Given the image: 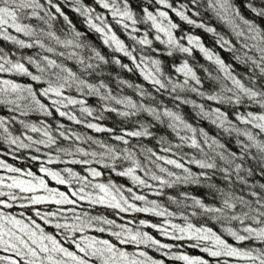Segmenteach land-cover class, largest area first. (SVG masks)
<instances>
[{
  "label": "snow or ice",
  "instance_id": "snow-or-ice-1",
  "mask_svg": "<svg viewBox=\"0 0 264 264\" xmlns=\"http://www.w3.org/2000/svg\"><path fill=\"white\" fill-rule=\"evenodd\" d=\"M77 6L74 9L82 17L87 27L98 33L102 39V43L106 46V49H112L113 53L122 54L117 58L112 56L107 57L102 54L101 51H97L95 48H90L84 43L83 34L77 31L69 19V16L62 10V8L53 2V0H47V4L54 9L55 13L59 17H62L67 22L70 32L65 35L64 39H61L52 31L45 32L41 29L39 32L34 30L30 25L21 23L22 20L30 17H35L42 20L45 24H49L51 20L57 18L49 11H45V6L41 3V0H0V41H11L20 48L31 49L35 45H39L41 48H45V44L42 42L41 37H45L50 41H54L56 45H62L65 48H72L76 50H87L89 55L85 58L79 54V51H73L68 53L69 59H76L78 64L83 66L81 75L85 72L89 75H98V69H102L103 66L118 65L121 69H126L128 73L139 71V75L143 77V80L148 81L151 87L156 89L157 93L162 91H169L172 96L171 102L176 104V108L179 109L181 105L191 104L194 108L199 110V115L205 118L216 127L222 129L225 133L231 135L235 133L240 153L239 158L243 160L247 156L251 149H255L256 153L253 158L258 159L260 164L264 166V140H258L257 135H254L252 131L247 128L241 129L233 124L232 111L222 110V105H243L246 102L253 103L258 106V112L247 111L246 114L236 112L235 120L242 124L250 125L252 128L257 129L258 133H264V85L259 84V80H264V24L258 23V21H264V0H244V7L253 14V20L246 18L240 11L239 6L234 0H206L207 8L215 14V16L224 21L231 28L235 37L239 41V45L233 43V41L226 39L224 36L216 32L214 27H208L203 22H197L186 14L185 9H188V4L181 3L179 7L174 6L169 0H147L148 6H144L141 2L137 6L139 12L134 10L132 0H92L93 4H97L102 9L108 10L111 15L114 24L108 22L105 16L96 13V9L91 5L85 6L80 4V0H72ZM200 0H189V3L193 6H198ZM156 5L162 6L164 9H170L176 17H179L180 21L186 22L188 25H193L196 28L204 29L208 33H214L217 35V43L221 49L226 50L232 54V58L241 65L250 66L251 75L247 82L242 78H238L234 74V66L228 63L221 55L212 51L204 46L199 36L195 35H183L174 34V30H178L182 33V26L178 23H174L173 19L169 16V12L161 10V7H155L154 11L149 10V6ZM43 11L44 15L41 16L40 12ZM191 11V9H189ZM193 16H199L200 12L197 9L192 12ZM166 21V23H165ZM155 29L158 33L155 36V40L159 41L160 45L167 46L166 57H172L174 52L187 54L191 56L194 49H199L206 60L210 61L216 66V69L222 75L213 76L211 72L204 69L208 73L207 79L212 83L210 89H205L204 79L197 75V70L194 66L190 65L189 61L185 59L179 66L175 64L170 65L169 68H174L175 73L182 74L183 81L175 82L171 78V73L165 74L166 70H162L161 59L152 58L151 55H144L141 53L139 57L134 55L136 48L131 45H127L125 40L121 39L117 35V31L123 28L127 31V37L134 44L140 46H149L150 52L155 55L161 51L159 46L153 48V40L149 39V32H145L142 38H138L140 29L137 27L138 23L148 24ZM49 27L51 25L49 24ZM116 28V31L113 29ZM9 29H14L17 33H23L25 36L35 37L33 43H25L24 40L18 39L9 33ZM130 29V31H128ZM163 34L166 39H161ZM186 38L187 45L185 46L182 41ZM46 51L49 53L55 52V48L48 46ZM64 52H60L59 56H64ZM127 58L129 63H125L124 59ZM28 63L35 65L36 69L41 75H33L31 71L23 63L19 61L13 62L8 58V55L4 52L3 47H0V73H17L20 75L30 76L32 81H41L44 75L47 73V87H44L39 91L40 97H50L54 95L58 99L51 101L52 106H55V111L60 117H67L69 121H75L77 124L83 123L82 120L77 119L75 115L66 111H61L60 106L67 107L68 105H80L81 114H87V116L93 115V109L86 107L87 101L84 99H74L63 94L65 88H72L75 86L78 91L87 90V95L90 98L100 97L101 100L115 101L116 104H123L126 108L132 111L119 112L118 115L123 117L135 116L140 112H147L155 121L164 123L162 118H167V127L171 128L179 137L182 144H188L203 152L201 144L198 143L196 136L199 134L204 138V143L208 144L211 149V153H204L205 159L193 160L191 162L197 164L200 169H216V159L219 158L226 165L231 166L237 159V152L231 151L225 154L224 151L217 152L216 148L224 149L225 145L220 144L216 139L212 138L208 132H205L203 128L197 129L189 123L186 118L178 110H173L169 107H163L162 111H159L157 107L146 106L144 103H136L133 100L125 97L118 99L111 92L101 96L100 89L106 88L107 85L101 82L99 86L93 83H88L85 79L81 78V75H77L76 71L71 68L65 67L62 63H57L55 59H49L48 56H43L41 61L44 66H41V62H37L31 56L27 57ZM91 61V62H89ZM247 70V69H246ZM120 84H126L128 87H135L140 97L145 95L151 96V93H146L141 85L129 84L127 80H120ZM194 82V83H193ZM218 89V90H217ZM194 93L199 97L204 98L206 101H215L217 107L208 106V110H205L204 104H197L195 100L187 99L183 97L181 93ZM174 94V95H173ZM152 102H155V97H151ZM65 101L67 103L65 104ZM0 105L9 106V110L18 111L22 115H27L29 111H39L46 116H51L52 112L49 111V107L45 103L41 102V99L37 98V92L33 90L31 85H23L15 83L12 80H0ZM109 112H116L115 108H106ZM15 120V117H12ZM102 119V117H97ZM24 129L31 132L42 133L47 139H41L33 141L31 136H27L26 139L32 141L31 144L24 143L20 136L12 137L8 132V121L0 117V129H3L5 133H8L7 137H3L9 144L17 145L20 148H30L32 144H44L53 145L57 143L56 138L51 135L49 126L44 125L41 121L42 127H37L35 124H28L24 121H20ZM87 128L94 129L96 132H109L112 133L115 130L112 128L101 127L96 123H87ZM59 128H64L63 124L59 125ZM181 132L191 133V135H181ZM60 137L65 140L69 139L65 135V131L59 133ZM151 132L149 127L140 124L138 130H124L123 135L114 136L115 140L122 141L124 144H128L129 141L125 137H145L150 136ZM239 137H246L247 142L239 139ZM76 140L82 139L80 136H75ZM91 140V137H87ZM210 141V143H209ZM161 143L166 144L163 138ZM100 144L102 148H106L105 152H84L82 148H77L76 151L82 153L84 156H91L97 164L104 163L105 158L108 160L116 161L119 158V154L110 146L102 144L100 141H95ZM176 148H180L181 145H176ZM171 146H167L163 149L164 152H170ZM39 151V149H37ZM58 151L64 152L66 155H72L67 149H58ZM150 156L155 157L152 163L155 167L159 168L161 173H167L168 177H175L174 180H166L161 176L151 173V179L159 181L161 185H167L171 187L175 183H199L200 178L206 176L207 173L202 171L199 176H194L189 168L185 167L184 163L179 162L177 159L166 158L162 155H157L152 149L146 150ZM126 154L123 156L124 160L132 161L134 167H127L123 171H119L117 174L121 177H130L131 180L138 185L146 188H151V185L145 179L136 175V168L140 167V164L134 159V153L125 150ZM97 157H99L97 159ZM33 160L37 157L33 156ZM157 161H164L167 165H173L176 169H181L185 175H176L175 173L168 171L167 168L161 167ZM77 164L88 165L92 163L91 160L84 159L82 161H72ZM106 168L111 171H116L113 165L105 164ZM0 168L7 169L8 172L17 173L18 175L3 177L0 176V197H7V199H0V206L4 208H11L12 203L9 201H16L17 199H27L30 204H41L47 201L54 202L57 205H76L77 200H87L93 205H106L109 208L117 209L120 212H127L129 210L135 212H151L156 216L173 215L163 210H157L159 205L154 200H148L144 195H137L132 188H128L127 192L130 194V198L135 201H144L147 206L140 208L133 203H129V200L125 198L123 191L120 187L111 182L108 183H92L88 177H100L101 171H98L95 167L88 168V176H81L73 172L71 168H66L64 171L68 174L69 178H74L82 186L71 193L72 197L77 199H70L65 192L58 191L54 188H49L43 177L34 175L33 172H24L20 168L12 167L6 164L3 160H0ZM241 164L235 165V170L239 172ZM225 174V180H227L229 167L220 169ZM40 171L50 176L57 184L64 185L69 183L68 179H65L60 172L52 171L49 168L43 166L40 167ZM145 175H149L146 171ZM27 177V178H22ZM10 181V182H6ZM264 188V185H261ZM7 188L8 191L3 189ZM43 190L47 195L45 196H18L13 190H19L20 193H35L38 190ZM85 189H92V191H85ZM95 193V194H93ZM160 193L158 192L157 195ZM253 197L257 199L253 203L244 200L243 197H229L225 196L223 199L222 207L211 208L205 207L201 200L192 197L193 202L199 205L205 212L220 213L224 216L226 210L235 207L236 203L243 204L247 207V211H243L241 215L225 216V219L230 221H238L242 225L241 231L228 228L227 232L237 242L247 241H260L264 244V196H258L256 192H252ZM23 206V205H22ZM69 212L75 217L74 223H56V229H63L66 233H83L86 229L93 226V222L103 223L106 225H115V221L104 219L98 216H90L84 213L82 217L76 215L75 208L68 209ZM61 210L57 209L56 212L48 213L41 218L48 222V217H55ZM37 216L41 213L37 211ZM144 220L140 221L143 225ZM120 227V231L113 232L121 244L133 243L144 244L150 242L153 245H159L160 248H168L169 245L160 244L158 240L153 239L148 233H141L139 231L134 232L130 228H126L123 225H117ZM153 228H159L158 225L153 224ZM171 227L181 233L180 236H175V239H182L184 235L189 236L197 241H210V246H206L202 249L208 253L210 257H230L237 258L242 261L243 264H264V248H241L234 246L232 243H228L225 239H222L220 235H217L211 228L194 227L192 224H187L186 227H180L173 224ZM163 234L167 235L166 229H160ZM98 231L104 232V228H99ZM19 233V234H18ZM71 244H74L79 253L70 251L67 247H64L57 239L51 235H46L44 230L35 221L30 224L24 223L23 220L17 219L14 216L8 215L0 211V251L7 253V255H0V264H94L92 258L98 259L100 264H144V261L137 259L136 254L122 251L116 247L114 243H110L106 239H97L95 237L81 236L80 239L70 238ZM144 252H139V257H144ZM183 260L185 264H209L207 260H203L199 257H190L187 255H181L176 257ZM150 259V258H149ZM157 264V262H152ZM162 264V262H160ZM223 264H228V261H223Z\"/></svg>",
  "mask_w": 264,
  "mask_h": 264
},
{
  "label": "trees",
  "instance_id": "trees-1",
  "mask_svg": "<svg viewBox=\"0 0 264 264\" xmlns=\"http://www.w3.org/2000/svg\"><path fill=\"white\" fill-rule=\"evenodd\" d=\"M54 3L58 4L63 11L69 16L72 21L73 26L77 31L83 34L84 43L90 48H95L97 51H101L107 57L111 58L115 56L117 58L121 57L120 53H113L112 49H106L103 45L102 39L98 33L89 29L84 22V17H82L74 9L76 4L72 0H53ZM144 6H148L147 0H132L134 10L139 12L140 3ZM174 6L179 7L181 3L188 4V9H185L186 14H188L192 19L196 20L198 23L203 22L208 27H214L216 32L224 36L226 39L233 41L239 45V41L235 37L229 25L224 21L218 19L213 12H211L206 5V0H200L198 6H193L189 3V0H169ZM234 2L239 6L242 14L250 19H255L253 14L249 12L244 7V0H234ZM259 2V0H257ZM41 3L45 6V11L51 12L56 15L55 20H51L49 24H45L42 20L30 17L24 19L21 23L30 25L34 30L39 32L43 29L45 32L52 31L61 39L65 38V35L70 32L68 24L59 17L48 4L47 0H41ZM80 4L85 6L91 5L96 9L97 14L105 16L109 23L114 24L108 10L102 9L97 4H93L92 0H80ZM155 7H161V10L169 12V16L173 19L174 23H178L182 26V33L178 30H174V34L185 35H195L201 38L202 43L205 47L211 49L212 51L221 55L225 58L228 63L233 64L234 74L238 78H242L243 81L247 82L249 76L251 75L250 66L241 65L232 58V54L228 53L226 50L221 49L217 43V35L214 33H208L204 29L196 28L193 25H188L184 21H180L179 17H176L170 9H164L162 6L152 5L149 6V10L154 11ZM191 9V11H189ZM199 10V16H193L192 12ZM155 14V11H154ZM40 15L43 16L44 12L41 11ZM150 23L142 24L138 23L137 27L140 29L138 33V38H142L145 32H149V39L153 40V45L151 47L155 48L159 46L161 51L153 55L149 46H140L134 44L127 37V31L120 28L117 31V35L125 40L127 45H131L136 48L134 55H139L143 53L144 55H151L152 58L161 59L162 70H166L165 74L171 73V78L175 82L182 83V74L175 73L174 68H169L170 65L175 64L179 66L185 59H187L190 65L194 66L197 70V75L204 79L205 89H210L212 83L207 79L208 73L204 71L207 69L212 73L213 76L222 75L216 69V66L210 61L206 60L203 53L199 49H194L191 56L184 53L174 52L172 57H166L167 46L160 45L159 41L155 40V36L158 34L155 29L150 27ZM166 23V21H165ZM258 23L264 24V21H258ZM116 31V28L113 29ZM130 31V29L128 30ZM9 33L16 36L18 39H22L25 43H33L35 37L25 36L23 33H17L14 29H9ZM161 35V39H166V37ZM42 42L45 44V48H41L38 44L33 48H20L19 45L14 44L11 41H0V47H3L4 52L8 55L9 59L13 62L19 61L23 63L25 67L32 72L33 75H41V73L36 69L35 65L29 64L27 57L31 56L37 62H41V66L44 63L41 61L43 56H48L49 59H55L57 63H62L65 67L71 68L73 71L77 72V75H81L83 66L79 65L76 59H69L68 53L73 51H79V54L83 57H87L89 52L87 50H76L72 48H65L62 45H56L54 41H50L45 37H41ZM185 46L187 45L186 38L182 41ZM48 46L55 48V52L49 53L46 51ZM60 52H64V56H59ZM91 62V61H89ZM125 63L130 61L127 58L124 59ZM130 66H132L130 64ZM247 69V70H246ZM98 75H89L84 73L81 75L82 79H85L88 83H93L99 86L101 82H104L107 87L100 89L101 96L108 92L115 95L118 99H123L125 97L133 100L136 103H144L146 106L157 107L159 111L163 110V107H169L173 110H178L186 118V120L193 125V127L200 129L203 128L205 132L216 139L220 144H224L225 148H216L217 152L224 151L225 154L231 151L237 152V159L233 162L231 166L226 165L219 158L216 159L217 168L216 169H206L202 170L199 166L191 161L205 159L204 153H211V149L208 144H205L204 138L197 134L196 139L198 143L201 144L203 152L190 146V141L188 144H182L176 133L167 127V118H162L164 123L155 121L147 112H140L135 116L123 117L118 115L119 112L132 111L126 108L123 104H116L115 101L111 100H101L100 97L90 98L87 95V90L81 92L78 91L75 86L72 88H65L63 94L74 99H84L87 101L86 107H91L93 109V115L87 116V114H81L80 105H68L67 107L60 106L61 111L69 112L75 115L77 119L83 121L81 124H77L75 121H69L67 117H60L55 111V106H52L51 101L53 99H58L54 95L50 97H40L39 91L44 87H47V73L44 75L41 81H32L30 76L20 75L17 73H0V80H12L15 83L23 85H31L33 90L37 92V98L41 99L42 103H45L49 107V111L52 112L51 116H46L39 111H29L27 115H22L18 111L9 110V106L0 105V117L5 118L8 121L6 125L8 127V132L11 133L12 137L20 136L21 140L26 144H31L32 141L26 139L27 136H31L33 141H38L41 139H47L42 133L31 132L30 130L24 129L20 121H24L28 124H35L37 127H42L41 121L44 125L49 126V131L53 135L57 143L53 145L44 144H32L30 148H20L17 145L9 144L3 137H7L8 133H5L3 129H0V160H3L6 164L11 165L15 168H20L22 171H31L34 175L43 177L48 184L49 188H54L58 191L65 192L70 199H77L72 197L71 193L79 189L82 185L76 181L74 178H69L68 174L64 171L66 168H71L73 172L81 176H88L87 169L95 167L98 171L102 172L100 177H88L92 183H108L117 185L123 191L125 198L129 200V203L135 204L137 207L143 208L147 206L144 201H135L130 198V194L127 192L128 188H132L137 195H144L148 200H154L157 205H159V210L166 211L167 213H172L173 215L156 216L151 212H135L129 210L127 212H120L117 209H112L106 205H93L87 200H77L76 205H57L54 202L47 201L41 204H30L27 199H17L16 201H9L12 203L11 208H4L0 206V211L14 216L17 219H21L24 223L30 224L35 221L44 230L46 235H51L57 239L64 247H67L70 251L77 252L78 255H83L79 253L74 244H71L70 239H66L68 236L74 239H80L81 236L95 237L97 239H106L110 243H114L116 247L120 248L122 251L136 254V258L144 261V264H152V262H157V264H185L183 260L177 259L176 257L181 255H187L190 257H199L203 260H207L209 264H223V261L227 260L228 264H243L237 258L230 257H210L207 252L202 251L206 246H210V241H197L189 236L184 235L182 239H175V236L182 235L178 231L174 230L171 225L176 224L180 227H186L187 224H192L194 227H204L211 228L213 232L220 235L222 239H225L228 243H232L234 246L241 248H264V244L260 241H247V242H237L230 236L227 232L228 228L233 230L241 231L242 225L238 221H230L225 219V216L231 215H241L243 211H247V207L243 204L236 203L235 207L226 210L224 216L220 213L205 212L199 205L193 202L192 197L201 200L205 207L217 208L222 207L223 199L225 196L229 197H243L244 200L253 203L257 197L251 195L252 192H256L258 196H264V166H262L258 159L253 158L256 150L253 148L250 150L249 154L245 156L243 160L239 158L240 153L238 150V145L236 144L237 136L235 133L229 135L225 133L222 129L216 127L211 123V121L202 118L199 115V110L194 108L191 104L181 105L179 109L176 108V104L171 102L172 96L169 91H162L157 93L156 89L151 87L148 81L143 80V77L139 75V71L128 73L126 69H121L118 65H108L103 66L102 69H98ZM120 80H127L129 84L136 85L139 84L145 90L146 93H151V96L145 95L140 97L138 91L135 87H128L126 84H120ZM194 83V82H193ZM260 85H264V80H259ZM218 90V89H217ZM174 95V94H173ZM183 97L190 100H195L197 104H204L206 106L205 110H208V106L217 107L218 105L215 101H206L204 98L197 96L194 93H181ZM154 96L155 102H152L151 97ZM67 101H65V104ZM222 110L232 111V116L230 117L237 127L241 129L247 128L252 131L254 135H257L258 140H264V133H258L257 129L252 128L250 125H245L235 120L236 112L241 114H246L247 111L258 112V106L246 102L243 105H227L221 106ZM106 108H115L116 112H109L105 110ZM102 117V119H97V117ZM12 117L16 119L13 120ZM96 123L101 127L112 128L115 131L109 132H96L94 129L87 128V123ZM63 124L64 128H59V125ZM144 124L149 127L151 132L150 136L145 137H125L129 141L128 144H124L122 141L114 139L116 135H123L124 130H138L139 125ZM65 131V135L69 139L65 140L60 137L59 133ZM181 135H191V133L181 132ZM75 136H80L82 139L76 140ZM87 137H91L88 140ZM161 138L167 141L166 144L161 143ZM239 139L247 142L246 137H239ZM95 141H100L102 144L112 147L119 154V158L116 161L108 160L105 158L104 163L97 164L91 156H84L82 153L76 151L77 148H82L84 152H105L106 148H102L100 144L95 143ZM210 143V141H209ZM181 145L180 148H176V145ZM167 146H171L172 150L170 152H164L163 149ZM67 149L72 153V155H66L64 152L58 151V149ZM39 149V151H37ZM147 149H152L157 155L165 156L166 158L177 159L179 162L184 163L185 167L189 168L194 176H199L202 171L206 172L207 175L200 178L199 183H175L171 187L167 185H161L159 181H154L151 179V173L154 172L156 175L161 176L166 180H174L175 177H168L167 173H161L158 167L152 163L155 157L150 156L146 151ZM125 150L134 153V159L140 164L139 168H136V175L145 179L151 188H146L144 186L135 184L130 177H121L117 173L123 171L127 167H134L132 161L124 160L123 156L126 154ZM35 156L37 159L33 160L32 157ZM99 157H97L98 159ZM84 159L91 160L92 163L84 165L82 163L77 164L72 161H82ZM161 167H165L168 171L175 173L176 175H185L181 169H176L173 165H167L164 161H157ZM105 164L113 165L116 171H111L109 168L105 167ZM241 164V169L239 172L235 170V165ZM49 168L52 171L60 172L65 179L70 182L64 185L57 184L50 176L40 171V167ZM229 167L228 179L225 180V174L221 172L220 169ZM148 171L149 175H145ZM18 175L17 173L8 172L7 169L0 168V176L9 177ZM27 178V177H22ZM10 182V181H6ZM8 191L7 188L3 189ZM18 196H45L47 195L42 189L35 193H20L19 190H13ZM85 191H92V189H85ZM160 193L157 195V193ZM95 194V193H93ZM0 199H7V197H0ZM23 205V206H22ZM70 208H75L76 215H82L87 213L90 216H98L104 219L115 221V225H106L103 223L93 222V226L86 229L83 233H66L63 229H56V223H74L75 217L71 212L68 211ZM60 209L61 212L57 216L48 217V222L46 223L41 217L51 213L56 212ZM39 211L40 216L36 213ZM144 220L143 225L140 221ZM156 224L159 228H153L152 225ZM117 225H123L126 228L132 229L134 232L139 231L141 233H148L153 239L158 240L160 244L169 245L168 248H160L159 245H153L150 242L144 244H133L124 243L121 244L113 232L120 231V227ZM104 228V232L98 231L99 228ZM160 229H166L168 234L165 235ZM19 234V233H18ZM144 252L146 255L144 257H139L138 253ZM0 255H7L0 251ZM150 258V259H149ZM94 264H100L98 259L92 258Z\"/></svg>",
  "mask_w": 264,
  "mask_h": 264
}]
</instances>
